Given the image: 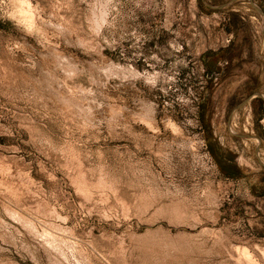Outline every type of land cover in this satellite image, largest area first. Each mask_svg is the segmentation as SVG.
I'll return each mask as SVG.
<instances>
[{
  "label": "rangeland",
  "instance_id": "rangeland-1",
  "mask_svg": "<svg viewBox=\"0 0 264 264\" xmlns=\"http://www.w3.org/2000/svg\"><path fill=\"white\" fill-rule=\"evenodd\" d=\"M231 1L0 0V264H264L263 17Z\"/></svg>",
  "mask_w": 264,
  "mask_h": 264
},
{
  "label": "water",
  "instance_id": "water-1",
  "mask_svg": "<svg viewBox=\"0 0 264 264\" xmlns=\"http://www.w3.org/2000/svg\"><path fill=\"white\" fill-rule=\"evenodd\" d=\"M237 0H232L230 3H233V2H236ZM227 4H229V3H227ZM227 4H222V5H220V6H218V7H210V8H212V9H222L223 7H225V5H227ZM249 4L259 13V14H261V16L263 17V25H262V33L264 34V14H263V11L261 10V9H259L257 6H255L254 4H253V1L252 0H249ZM254 96H256V97H258V98H264V96L262 95V94H260V93H255V95ZM252 98V96H249L247 99H245L244 100V102L242 103V104H240V106L241 105H243V104H245V103H247L250 99ZM231 134L233 135V136H236V137H245L244 135H241V134H233L232 132H231Z\"/></svg>",
  "mask_w": 264,
  "mask_h": 264
},
{
  "label": "flooded vegetation",
  "instance_id": "flooded-vegetation-1",
  "mask_svg": "<svg viewBox=\"0 0 264 264\" xmlns=\"http://www.w3.org/2000/svg\"><path fill=\"white\" fill-rule=\"evenodd\" d=\"M212 156H214V154H212ZM215 157V156H214ZM222 168V167H221Z\"/></svg>",
  "mask_w": 264,
  "mask_h": 264
}]
</instances>
